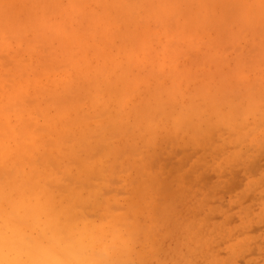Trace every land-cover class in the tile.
<instances>
[{"label":"clouds","instance_id":"1","mask_svg":"<svg viewBox=\"0 0 264 264\" xmlns=\"http://www.w3.org/2000/svg\"><path fill=\"white\" fill-rule=\"evenodd\" d=\"M0 264H264V0H0Z\"/></svg>","mask_w":264,"mask_h":264}]
</instances>
